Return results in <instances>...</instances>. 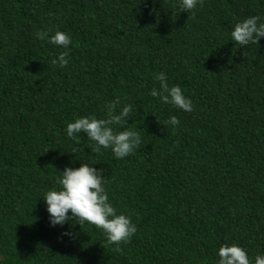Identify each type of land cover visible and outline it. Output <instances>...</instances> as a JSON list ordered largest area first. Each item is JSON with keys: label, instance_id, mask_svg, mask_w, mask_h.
<instances>
[{"label": "trees", "instance_id": "1", "mask_svg": "<svg viewBox=\"0 0 264 264\" xmlns=\"http://www.w3.org/2000/svg\"><path fill=\"white\" fill-rule=\"evenodd\" d=\"M250 16L264 0H0V264H216L225 243L264 255V38L230 37ZM57 30L72 40L63 68L50 60L65 50L37 36ZM160 72L191 112L150 95ZM125 105L111 127L139 132L130 155L67 137ZM81 164L136 224L127 242L75 218L49 226L43 193Z\"/></svg>", "mask_w": 264, "mask_h": 264}, {"label": "clouds", "instance_id": "2", "mask_svg": "<svg viewBox=\"0 0 264 264\" xmlns=\"http://www.w3.org/2000/svg\"><path fill=\"white\" fill-rule=\"evenodd\" d=\"M198 3L199 0H178V7L182 11L190 12ZM37 36L41 39L47 37L49 43L62 47L65 51L52 58L50 63L60 68L67 66L69 63L66 58L67 50L72 44L70 36L59 30L50 36L48 32H38ZM230 37L239 46L258 44L259 40L264 38V19L250 16L238 20L232 27ZM155 79L159 81V89L154 87L150 92L151 96L158 97L163 104L173 105L186 112L192 111V100L183 94L180 86H169L164 72L158 73ZM130 110V105H125L119 114H116L111 106H107V119H98L94 115L76 118L67 123L65 129L67 137L77 139L78 134L84 132L90 141L95 142L94 151L102 148L111 149L116 159H122L138 148L141 136L134 130H114L111 125H119ZM165 123L175 127L179 120L175 116H170ZM58 173L56 181L58 187L44 192L42 198L50 227L63 228L75 218L80 226L84 223L95 226L102 232L107 243L116 245L127 242L136 233V224L132 222L131 217L118 212L109 201L103 169L81 164L79 167H65ZM62 235L72 237L71 232H64ZM216 256L218 257L216 264H251L246 251L234 243L221 244ZM254 264H264V255H257Z\"/></svg>", "mask_w": 264, "mask_h": 264}]
</instances>
